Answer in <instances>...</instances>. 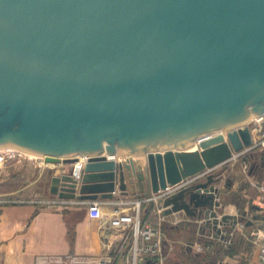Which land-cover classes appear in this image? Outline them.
Instances as JSON below:
<instances>
[{
	"label": "water",
	"instance_id": "water-1",
	"mask_svg": "<svg viewBox=\"0 0 264 264\" xmlns=\"http://www.w3.org/2000/svg\"><path fill=\"white\" fill-rule=\"evenodd\" d=\"M263 116L264 0H0V148L69 166L48 170L52 195L186 182L162 215L202 219L222 239L219 225L253 220L220 213L213 170Z\"/></svg>",
	"mask_w": 264,
	"mask_h": 264
},
{
	"label": "crops",
	"instance_id": "crops-1",
	"mask_svg": "<svg viewBox=\"0 0 264 264\" xmlns=\"http://www.w3.org/2000/svg\"><path fill=\"white\" fill-rule=\"evenodd\" d=\"M264 120V116L261 118ZM260 119V120H261ZM253 135V131H251ZM254 136V135H253ZM238 157H234L223 171V176L232 170ZM242 158V157H241ZM241 170L244 172L245 164H250L246 157L242 158ZM85 161L83 160V163ZM239 165V164H238ZM19 182L12 181L10 185L0 184V264H131V231L129 228H114L110 224V218L116 208L117 202L135 200V195L125 196L115 192L112 199H97L101 204L103 216L91 217L88 204L91 200L60 198L48 192L43 196V187L39 184V178L43 170L52 169V174H60L67 171V165L56 164L54 166L42 167L37 160L28 163H17ZM64 167V169H59ZM35 173L33 178L31 173ZM235 177L229 187H224V178L215 185L220 189L219 201L221 202L220 213L231 216H240V210L232 199L221 200L225 191H241L244 199L245 220H253L252 225L246 226L245 222L237 224L231 229L232 236L229 243L220 239L209 241L197 235L196 227L202 223V219H189L182 212L172 213L168 216H160L156 213L157 205L147 204L145 210L150 206L148 216L142 219L143 226L158 223L162 230V243L167 242L168 249L163 252V264L167 252L174 247L185 257H191L197 253L216 254V247L234 248L235 235L239 234L240 245L232 254H224L216 259L215 264H263L257 245L258 238L264 237V206L259 200L261 191L251 184L258 181L264 185V172L258 178L248 172V185L241 186L240 175L235 172ZM190 180V179H189ZM22 181V183H20ZM240 184V186L238 185ZM40 186V187H39ZM225 191H224V190ZM118 195V196H117ZM142 194H140V197ZM137 199V198H136ZM249 204L254 205L255 213L248 215ZM122 207V206H121ZM144 214V213H143ZM141 214V215H143ZM244 215V214H243ZM251 216V218L249 217ZM179 221H185L184 226L174 227ZM188 223H191L192 229ZM167 225V227H165ZM165 227V229H164ZM253 235L255 242L244 257L241 247L244 237ZM229 236V235H228ZM173 247V248H172ZM163 249V248H162ZM141 262V263H140ZM137 264H145L143 260ZM157 264V263H152Z\"/></svg>",
	"mask_w": 264,
	"mask_h": 264
},
{
	"label": "built area",
	"instance_id": "built-area-1",
	"mask_svg": "<svg viewBox=\"0 0 264 264\" xmlns=\"http://www.w3.org/2000/svg\"><path fill=\"white\" fill-rule=\"evenodd\" d=\"M262 117H260L261 119ZM257 136L252 135V144L250 145L251 149H259L261 151L264 150V131L257 129ZM31 153L12 148V147H4L0 148V165L5 163L10 159H17L18 161H30L32 160L29 155ZM86 159V157H84ZM83 164L78 163L76 161L74 163V172L73 175L75 177L78 176L80 169ZM186 182H181L179 184L173 186H167L165 189L160 190L157 193H151L147 196H143L137 198L132 201H121L117 202L116 208L112 213V217L110 218V224L114 228H129L131 231V245H130V253H131V264H137L138 261H141L145 258V256H150L154 259V262L157 264H163V252H162V230L158 223L149 226H143L141 221V207L143 203L157 205L156 213L160 216L162 215V200L182 188ZM251 184L260 189L261 194L259 195V200L261 201L262 206H264V185L258 181H252ZM122 206V207H121ZM88 211L91 217L99 218L103 216V211L101 204L98 201L91 200L88 204ZM240 217V216H236ZM203 221V220H202ZM201 221V222H202ZM232 219L226 224L219 225L220 233L218 236H222L220 239L224 242L229 243L232 236L231 229L235 228L237 224L244 222H237L235 226L231 225ZM203 223V222H202ZM202 223L197 225L196 233L201 236L203 239H207L212 241L215 239L214 234L216 232L215 227H207L203 231H200V226ZM229 235V236H228ZM261 257L264 260V237L258 238L256 241ZM100 264H109L108 262H101ZM264 264V262H263Z\"/></svg>",
	"mask_w": 264,
	"mask_h": 264
},
{
	"label": "rangeland",
	"instance_id": "rangeland-1",
	"mask_svg": "<svg viewBox=\"0 0 264 264\" xmlns=\"http://www.w3.org/2000/svg\"><path fill=\"white\" fill-rule=\"evenodd\" d=\"M248 126L250 128V131H253V135L254 136H257L256 134L258 133L257 132V129L260 127V129L262 131H264V120H251L249 123H248ZM257 152V153H261L262 151L259 150V149H251L250 146L248 148H245L244 150H242L241 152H239L238 154L235 155V157H238L237 159L238 160V164L236 163V165L234 166V168L232 170H229L225 177L223 176V166H226V168H228V164L230 163L231 160H229L228 162H226L225 164L223 165H220L218 167H216L214 170H213V173H221V179L224 178L225 182H224V187H229V183H231L235 177V172H238L239 175H240V178H239V183L241 184V186H244V185H248V180H249V174L248 172L252 171V161L249 159V154L252 153V152ZM37 156V155H35ZM246 157L248 160H250V164H245V168L243 167V169L245 170L244 172L241 170L240 167H242L241 165H243V161H242V158ZM33 160H37L40 165H42V167H45V166H54L56 164H50V163H46L44 162V159L40 156H37L36 157H33L32 158ZM23 164V163H28L29 161H18L17 159H10V160H7L5 163L1 164L0 165V184L3 185V184H7V185H10V183H12V181L15 182H19L17 174L19 172L18 171V166H17V163H20ZM45 165V166H44ZM43 174L41 175V178H39V181H41L39 184L37 183L36 185H40L43 187V196H48V193H47V190H48V182H49V175H48V171L47 169L45 168L43 170ZM36 171H34L33 173H31V176L34 178L36 176L37 173H35ZM206 174H200L197 179H202L205 177ZM220 175V174H219ZM14 179V180H13ZM220 179V180H221ZM22 183V181L20 182ZM17 184V183H15ZM240 184H238L240 186ZM39 186V187H40ZM226 189V188H224ZM223 189V190H224ZM225 191V190H224ZM229 193H231L229 190L228 191H225L223 192V194L221 195V200L225 201L227 199H232L233 198V195L230 196ZM235 195H236V198H239L240 202H242V200L245 199V196H243L242 192L239 191V188L237 189V192H234ZM242 193V194H241ZM151 194V193H150ZM133 195V194H132ZM143 196V194L141 195ZM133 199H136V198H140V196L138 195H135V197H132ZM250 205V204H249ZM147 207V205H145L143 203L142 207H141V214L144 213V209ZM248 215L252 214V213H255V211H250L248 210ZM241 214V213H240ZM242 217L246 216V213L244 215H240ZM247 217V216H246ZM251 218V216H249ZM142 221V220H141ZM143 224V223H142ZM243 225V224H242ZM193 229H194V226H193ZM235 240H234V247H235V250H237L238 246L240 245V241H239V234L238 235H235ZM253 235H250L248 234L247 236L244 237V241L242 242L241 244V247L243 249V253H244V257L247 258V254L248 252L252 249L253 245H254V241H253ZM144 263L145 264H152L154 263V259L150 256H145V258L143 259ZM141 263V262H140Z\"/></svg>",
	"mask_w": 264,
	"mask_h": 264
},
{
	"label": "trees",
	"instance_id": "trees-1",
	"mask_svg": "<svg viewBox=\"0 0 264 264\" xmlns=\"http://www.w3.org/2000/svg\"><path fill=\"white\" fill-rule=\"evenodd\" d=\"M249 159L252 161V171L251 174L260 177L264 172V157H261V153L252 152L249 154ZM232 201L237 205L240 210V213L243 215L244 212V200L240 202L239 198H236L235 193H233ZM256 207L254 205H249V210L253 211ZM151 207L149 206L143 215H141L142 219L145 216H148L150 213ZM167 227V225H165ZM164 227V229H165ZM168 243L163 241L162 250L165 252L168 249ZM173 248V247H172ZM235 251V247L222 248L221 246L216 247V254L210 255L208 253H197L191 257H185L182 253L178 251L177 248L171 249L170 252H167L166 258L164 260V264H215L216 259L220 258L224 254H232Z\"/></svg>",
	"mask_w": 264,
	"mask_h": 264
},
{
	"label": "bare ground",
	"instance_id": "bare-ground-1",
	"mask_svg": "<svg viewBox=\"0 0 264 264\" xmlns=\"http://www.w3.org/2000/svg\"><path fill=\"white\" fill-rule=\"evenodd\" d=\"M258 120V119H260V118H253L252 120ZM251 136H252V133H251ZM29 157L32 159L33 157H36L37 158V156H35L34 154H30L29 155ZM43 158V157H42ZM44 159V158H43ZM134 159H138V160H143V158L142 157H136V158H134ZM33 160V159H32ZM32 160H30V161H32ZM83 160L84 161H86V159L84 158V157H78V163H82L83 164ZM51 164V163H50Z\"/></svg>",
	"mask_w": 264,
	"mask_h": 264
}]
</instances>
